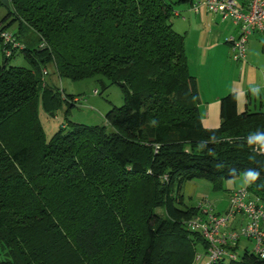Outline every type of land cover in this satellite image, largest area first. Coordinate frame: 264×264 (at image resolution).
I'll return each instance as SVG.
<instances>
[{
    "label": "trees",
    "instance_id": "obj_1",
    "mask_svg": "<svg viewBox=\"0 0 264 264\" xmlns=\"http://www.w3.org/2000/svg\"><path fill=\"white\" fill-rule=\"evenodd\" d=\"M10 5L0 25L16 26L26 47L7 58L0 40V264H194L207 243L184 226L200 213L180 195L184 182L207 179L218 191L255 169L260 176L247 186L264 200V155L247 143L264 133V112L239 114L227 95L220 128L204 127L173 4ZM20 53L29 67L11 64ZM51 67L58 79L117 86L124 106L106 114V125L69 122L47 140L39 107L51 116L77 107L75 95L43 79ZM222 264L264 258L247 250Z\"/></svg>",
    "mask_w": 264,
    "mask_h": 264
},
{
    "label": "built area",
    "instance_id": "obj_2",
    "mask_svg": "<svg viewBox=\"0 0 264 264\" xmlns=\"http://www.w3.org/2000/svg\"><path fill=\"white\" fill-rule=\"evenodd\" d=\"M189 9L194 14H219L221 18L230 20L238 27L239 36L229 39L231 58L236 63H246L249 39L254 33L264 36V0H193ZM0 40L5 46L3 54L7 58L13 57L15 52H20L26 47L15 33L4 30L1 25ZM41 47L44 48L45 44ZM47 75L46 70L44 76ZM98 93L99 91H96L95 94ZM73 104L83 107L77 97L73 99ZM157 149L158 147L156 151ZM255 149L257 153L264 155V150L258 146H255ZM163 180L167 183L169 176L166 174ZM228 198L229 207L225 214L216 211L215 205L206 199L196 206L200 213L184 221L187 230L200 233L207 243L205 251L196 254L194 264L238 261L242 256L241 244L246 240L252 243V252L257 257L264 258V200L260 196H254L247 185L232 190ZM238 219L242 223L235 228L234 224ZM247 250L249 249L243 253Z\"/></svg>",
    "mask_w": 264,
    "mask_h": 264
},
{
    "label": "crops",
    "instance_id": "obj_3",
    "mask_svg": "<svg viewBox=\"0 0 264 264\" xmlns=\"http://www.w3.org/2000/svg\"><path fill=\"white\" fill-rule=\"evenodd\" d=\"M167 1L174 5L176 11L171 21L174 30L186 37L189 71L197 81L204 127L210 130L220 128L223 123L220 103L227 95L236 96L239 114L264 112V36L254 33L249 39L246 63H236L231 58L229 39L236 38L240 32L233 22L212 12L194 14L189 9L191 3L184 0ZM4 7L8 12V7ZM4 16L0 15V21L5 19ZM29 39L32 43L36 42L33 37ZM256 87L261 90L260 98L251 93V89ZM241 223L238 219L234 227H239ZM245 242L241 244V252L250 250L247 246L250 242Z\"/></svg>",
    "mask_w": 264,
    "mask_h": 264
},
{
    "label": "rangeland",
    "instance_id": "obj_4",
    "mask_svg": "<svg viewBox=\"0 0 264 264\" xmlns=\"http://www.w3.org/2000/svg\"><path fill=\"white\" fill-rule=\"evenodd\" d=\"M6 13H8L7 8L0 5V15L5 14L6 16ZM3 20L4 18H2L0 22ZM9 30L13 33L18 31L14 27L9 28ZM25 39H27L26 36L22 38V40ZM11 64L18 67H29L24 55L21 53L11 61ZM50 70L47 69V72L49 73L48 76H44V72L42 73L43 79L47 80V78H49L48 80H53L55 85L64 91L65 94L72 96L75 95L81 100L83 107H74L71 110V113L67 115V106H64L56 116H51L47 115L42 106L39 105V118L43 129L46 132L47 140H50L69 122L86 126L106 125V114L111 111L113 107L124 106L125 101H123L121 90L115 85H111V87L104 89L99 81L100 77L85 79L82 81H71L69 79H58L57 76L53 74L54 69L51 67ZM96 91H99L98 95L95 94ZM243 184L242 179L230 180L223 183L222 190L217 191L215 190L214 184L207 179H195L192 181H186L182 184L180 195L183 197L186 206L196 207L201 201L209 199L215 205L217 211H221L222 214H225L229 207L227 197L232 190L243 187ZM157 212L163 216V211L161 209H157ZM244 242H242V245ZM247 246H249L250 251L252 252L254 249L252 248V243L250 242ZM198 249H201L200 246H198ZM243 254V251L240 252V255Z\"/></svg>",
    "mask_w": 264,
    "mask_h": 264
},
{
    "label": "clouds",
    "instance_id": "obj_5",
    "mask_svg": "<svg viewBox=\"0 0 264 264\" xmlns=\"http://www.w3.org/2000/svg\"><path fill=\"white\" fill-rule=\"evenodd\" d=\"M251 93L254 97L260 98L261 90L258 87L252 88ZM247 143L249 146L255 145L258 146L259 149L264 150V133L257 132L254 134H250L247 137ZM200 146L204 147V143H202ZM253 150L255 151L256 149L254 148ZM259 176H260L259 171L255 169H248L244 173L243 183L246 185L254 183L255 181L258 180Z\"/></svg>",
    "mask_w": 264,
    "mask_h": 264
},
{
    "label": "water",
    "instance_id": "obj_6",
    "mask_svg": "<svg viewBox=\"0 0 264 264\" xmlns=\"http://www.w3.org/2000/svg\"><path fill=\"white\" fill-rule=\"evenodd\" d=\"M0 4H2L4 6L6 5L8 8L11 7L10 0H0Z\"/></svg>",
    "mask_w": 264,
    "mask_h": 264
},
{
    "label": "bare ground",
    "instance_id": "obj_7",
    "mask_svg": "<svg viewBox=\"0 0 264 264\" xmlns=\"http://www.w3.org/2000/svg\"><path fill=\"white\" fill-rule=\"evenodd\" d=\"M223 263H229V262H223Z\"/></svg>",
    "mask_w": 264,
    "mask_h": 264
}]
</instances>
